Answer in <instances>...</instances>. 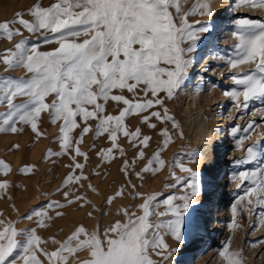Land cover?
Instances as JSON below:
<instances>
[{
    "label": "snow or ice",
    "instance_id": "snow-or-ice-1",
    "mask_svg": "<svg viewBox=\"0 0 264 264\" xmlns=\"http://www.w3.org/2000/svg\"><path fill=\"white\" fill-rule=\"evenodd\" d=\"M241 3L264 9V0H241ZM197 13L211 16L212 0H197L191 5L189 0H55L48 7L38 3L30 7L27 12L30 19L17 12L11 20L0 22V37L9 41L20 37L0 53V64L5 72L25 70L24 77L0 78V105L6 106V111L0 112V132L19 133L28 126L35 137H40L41 114L47 113L49 122L58 125L56 143L60 146L57 152L49 149L47 157L67 156L70 160L66 165L69 172L57 189L64 203L50 200L40 211L33 210L16 220L0 219V264H68L70 256H76L73 264H170L178 249L170 246L165 237L183 243L185 234L198 227L188 214L192 199L201 193L200 174L186 167L183 159L187 155L188 163H194L198 153H177L168 162L169 178L175 181L168 187L182 184L183 195L160 201L157 194L138 192L130 177L135 174L143 180L145 173L154 175L166 163L161 153L169 143L183 139V130L169 112L167 102L189 81L198 43L211 36L207 24L189 21ZM24 31L38 34L37 41L25 39ZM231 35L236 40V54L227 59L229 67L255 65L250 72L233 75L237 87L225 92L237 102L239 111L247 109L252 100H264V18L237 20ZM53 42L56 46L51 50H40L41 43ZM241 96L243 103H239ZM19 98L23 99L16 102ZM110 102L119 109L118 115L108 111ZM133 114L148 129L156 130V122L163 125L158 132L161 140L150 158L145 149L151 147L152 137L139 126L129 130L125 123ZM256 127V121L252 120L247 127L237 125L231 129L237 148L242 147V140ZM89 133L94 138L105 136L110 142V147L96 152L101 162L117 153L124 158L120 171L129 180L104 202L112 205L129 188V195L133 199L143 197V202L136 205L137 211L117 206L116 219L102 230L99 222L92 229L81 224L62 241L51 238L56 247L48 251L40 247L49 241L42 239L37 229L47 227L46 221L52 219L49 212L65 204L78 203L81 207L91 204L86 195L78 192L83 181H89L88 188L96 191L84 175L85 164L79 160L81 157L88 160V153L81 151L80 145ZM121 135L137 149L131 161L119 144ZM260 150L264 146L259 140L249 145L243 162L257 160ZM144 159L147 163L136 171L137 161ZM33 168L25 165L19 171L27 174ZM175 168L186 175L177 176ZM0 169L10 171V166L0 161ZM92 174L100 173L93 170ZM237 175L241 184L250 183L243 189L245 196L233 205L234 217L247 204L264 205V168L233 172L232 178ZM8 186L7 180H0V191H6ZM245 197L251 199L245 203ZM162 205L164 210H160ZM56 215L63 213L56 211ZM261 215L264 217V213ZM22 219L34 220L36 227L17 228ZM79 253H84V258ZM220 256L226 264H243L242 251L231 250L227 243Z\"/></svg>",
    "mask_w": 264,
    "mask_h": 264
},
{
    "label": "rangeland",
    "instance_id": "rangeland-1",
    "mask_svg": "<svg viewBox=\"0 0 264 264\" xmlns=\"http://www.w3.org/2000/svg\"><path fill=\"white\" fill-rule=\"evenodd\" d=\"M53 2L55 0H0V22L11 20L17 12L24 13V18L30 19L27 12L34 4L48 7ZM196 3L197 0H189V5ZM222 3L223 0H212L211 16H201L197 13L189 17L191 23L207 24L212 31L209 39L202 38L197 45L194 64L189 70V81L179 90L174 99L167 102L169 112L175 116L183 130V139L177 138L169 143L165 151L161 153L166 163L154 175L151 172L145 173L143 180L138 179L135 174L130 177L131 184L137 185L138 192L157 194L160 201L168 196L183 195L182 184L168 187L175 183L169 178L168 162H171L177 153L187 154L192 151L198 153L194 163H188L187 155L183 157L185 166L191 167L193 171L200 174L201 193L192 199V209L188 214L189 219H195L198 227L185 234L183 243L174 241L170 236L165 237L170 246L178 249L170 258V264H226L220 256L225 243L231 250L242 251L243 264H264V217L261 215L264 213V205L247 204L246 208L238 209L235 217L232 211L238 198L245 196L243 189L250 183L244 181L241 184L240 177L237 175L233 179L232 173H248L257 168H264V150H260V157L257 160L243 162L247 157L245 149L249 145L259 140L264 146V100H252L247 109L238 111L237 102L225 95L226 91L237 87L233 83V75L250 72L255 68L252 63L230 68L226 62L228 58L236 54L234 48L236 40L231 35L235 29V23L242 18H264V9L248 7L242 4L241 0H229L227 10L223 13ZM223 14L224 17H221ZM214 18H218V24L213 23ZM23 35L29 42L37 41L38 34L33 35L24 31ZM19 40V36L14 37L12 41L0 37V53ZM209 42L215 50L213 60L204 57L207 55L205 52L208 51ZM55 46V42L48 45L41 43L40 50L49 51ZM201 64H204V67L198 73L197 70ZM24 76V69L17 68L5 72L4 66L0 64V78ZM22 99L19 98L16 102ZM239 103H243V96L239 98ZM107 109L112 114L118 115L119 109L115 104L110 102ZM4 111L6 106L0 105V112ZM252 120L256 121L257 127L247 139L242 140V147L237 148L235 139L230 134L231 129L237 125L240 128L247 127ZM220 122H224V130L227 134H225L226 141L223 145L220 144L216 133L221 128ZM125 123L129 130L139 126L145 134L152 137L151 147L145 149L147 157L150 158L161 140L158 132L163 125L156 122V130L148 129L139 124L135 114L128 116ZM168 127L171 128V125L169 124ZM39 130L43 133L40 137H35L28 126H24V131L19 133L0 132V161L10 166V171L0 169V180L9 182L6 191H0V219L16 220L18 216L23 217L33 210L40 211L50 200H59L64 203V198L57 189L61 188L62 181L69 172L66 165L70 163V160L67 156L47 157L49 149L53 152L60 151V146L56 143L58 125L49 122L47 113L41 114ZM94 139L91 133L85 135L80 148L81 151L88 153V160L79 158L80 162L85 164L84 175L89 177L96 191L93 192L88 188L89 181H83L82 186L78 187V192L86 195L91 204L83 207L78 203L65 204L63 208L50 211L49 215L52 219L46 221L47 227L37 229V234L42 239H47L49 229L53 228L54 231L60 232L68 219L73 222L69 215L74 216L81 208H85L87 214L91 212V216L88 215V217L93 218L92 227L94 228L97 222L100 226L104 220L107 222L106 226L114 222L117 206L130 207L132 211H137L136 205L143 202V197L133 199L129 195L130 188L122 197L116 198L112 205L104 202L108 196L114 195L120 186L127 185L129 180L120 171L124 158L119 153L116 154L118 158L115 155L101 165L100 160L96 159L95 148H92L95 144ZM107 142L110 144L109 141ZM119 144L127 159L131 161L137 149L133 148L123 135L119 137ZM13 145L19 147L13 148ZM237 161L242 163L237 164ZM218 162L220 164L217 165ZM146 163L147 159L137 161L136 171H140ZM111 164L115 167L113 178L107 171ZM25 165H32L34 168L30 173L22 174L19 169ZM100 166L104 175H93V170L100 173ZM174 171L177 176L186 175L179 168H175ZM106 175L110 176V184L114 183L113 188L101 190L99 184ZM222 177H225V180L220 183ZM238 184H241L240 188L237 187ZM248 199L251 197H245V203ZM92 205H95V208ZM160 210H164L163 205ZM56 211L62 212L63 215L57 216ZM81 224V219L76 221L77 226ZM16 227L32 228L36 227V224L34 220L22 219ZM40 247L47 249V244H42ZM78 255L80 258L85 256L84 253ZM75 260L76 256H70L68 264H73Z\"/></svg>",
    "mask_w": 264,
    "mask_h": 264
},
{
    "label": "bare ground",
    "instance_id": "bare-ground-1",
    "mask_svg": "<svg viewBox=\"0 0 264 264\" xmlns=\"http://www.w3.org/2000/svg\"><path fill=\"white\" fill-rule=\"evenodd\" d=\"M228 3H229V0H223V3L221 4L222 12L224 10H227ZM221 17H224V14ZM213 23L214 24H218L219 23L218 18H214L213 19ZM215 33H216V31H215ZM212 41H210V42H212ZM210 42H209V44H210ZM207 49H208V51L205 52V53H207V55H204V57L210 58V59L214 58V55H215V52L214 51L215 50H214V47L212 46V44H210L209 48L207 47ZM203 67H204V64H201L199 66V69L197 70V72L200 69H203ZM219 126H221V128H220L219 131H216V133H217L218 139L220 141V144L223 145V144H225L224 142L226 141V139H224L225 138V134H226V131L224 130V122H220L219 123ZM216 139H217V137H216ZM107 141L108 140L106 139L105 136L95 137V139H94V143H95V149H94V151L97 152L100 148L110 147V144ZM85 144H86V140H85L84 145ZM116 157L118 158V155H116ZM225 158H226V156H225ZM96 159L99 160L98 157H97V155H96ZM104 162H101V165L104 164ZM218 164H220V163L218 162L217 165ZM100 168H101L100 169V174H102V172H104V171L102 170V167L101 166H100ZM114 170H115V167L112 166V164L109 167V169L107 170V171H109V174L112 176V178L114 176ZM102 175H104V174H102ZM224 178L223 177L221 178L220 183L224 182V180H225ZM113 184H110V176L106 175V176H104L103 180L100 182L99 187H100L101 190H104V189H108L109 187L110 188L111 187L113 188ZM69 216L72 217L73 222H70L69 219H68L67 222H66V224H65V226L60 230V232L54 231L53 228H51V229L48 230V232H47V239H46V240L49 241V243L47 244V250L48 251H52L56 247L55 245H53L50 242L51 241V238H55L57 241L64 240V238H66L68 235H70L71 232L74 230V228L77 226L76 225V221L77 220L81 219L82 220V224L84 226H86L89 229H92L93 228L92 225L94 224V220H93V218L88 217V214L86 213L85 208H81V210L78 211L74 216L73 215H69ZM106 224H107V222H105V220H104L103 223L101 224L102 229H103L104 226H106Z\"/></svg>",
    "mask_w": 264,
    "mask_h": 264
}]
</instances>
